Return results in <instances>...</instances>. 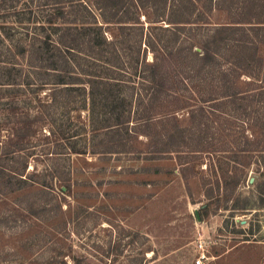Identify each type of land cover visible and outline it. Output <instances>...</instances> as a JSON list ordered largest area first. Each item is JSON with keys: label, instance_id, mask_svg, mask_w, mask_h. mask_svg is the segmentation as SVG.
Here are the masks:
<instances>
[{"label": "rangeland", "instance_id": "rangeland-1", "mask_svg": "<svg viewBox=\"0 0 264 264\" xmlns=\"http://www.w3.org/2000/svg\"><path fill=\"white\" fill-rule=\"evenodd\" d=\"M78 1L0 0V48L29 45L41 34L40 23L50 32L47 21L54 18L62 28L75 26L83 15ZM168 8L158 14L167 16ZM212 14L213 22L223 19ZM70 45L61 46L62 55L49 46L41 55L44 63L64 67L62 58H71L64 47L77 55L75 41ZM26 60L16 64L22 79L33 68ZM44 74L45 83H55ZM11 76L19 79L15 72ZM53 86L0 88L18 94L14 104L0 95V264H195L198 241L206 243L204 264H264V111L248 112L258 117L250 128L231 118L242 119L243 112L227 113L229 119L223 114L212 125L221 133L215 141L221 149L212 160L205 154L159 158L146 152L145 137L132 148L111 145L102 110H89L87 86L42 98ZM25 121L32 123L29 142L14 149L17 140L8 133L19 132ZM178 126L189 130V142L195 139L197 129L189 121ZM182 163L189 168L187 180ZM26 164L23 181L8 176ZM231 177L240 180L228 199ZM64 180L71 181L70 194L59 192Z\"/></svg>", "mask_w": 264, "mask_h": 264}, {"label": "trees", "instance_id": "trees-1", "mask_svg": "<svg viewBox=\"0 0 264 264\" xmlns=\"http://www.w3.org/2000/svg\"><path fill=\"white\" fill-rule=\"evenodd\" d=\"M88 1H78L83 15L75 26L62 28L54 18L47 21L50 32L44 33L45 23H40L41 34L28 41L29 45L20 46L17 42L4 50L0 48V65L4 66L0 67V79H6L0 81L5 82L0 83V88L35 84L40 91L54 85L42 96L45 99L58 90L72 91L75 84L85 85L89 88V110H102L103 132L111 139V145L130 146L138 137H145L146 152L159 158H197L205 154L212 160L221 149L215 144L221 133L212 125H217L223 114L229 119L231 115L227 113L243 112L242 119L231 118L250 128L258 117L248 112L264 111V0ZM238 1L240 5L232 6ZM167 4L168 15L162 17L158 11ZM213 11L223 17L220 22H213ZM74 41L75 59L72 48L64 47L71 56L62 58L64 67L57 61L44 63L41 55L49 46L62 55L61 46H72ZM21 59H27L33 67L24 79L20 75L22 67L16 65ZM14 72L19 79H12ZM43 73L55 83H45ZM5 91L0 95L11 98L9 104H14L17 91ZM181 112L183 115L177 117ZM183 121L197 129L193 141L188 140L189 130L178 126ZM31 126L30 121H25L19 132L17 128L9 131L7 137L17 140L14 149L21 148L16 147L21 142H29L26 140L31 135L26 130ZM241 138L248 142L243 131ZM191 144L197 150L190 151ZM67 149L75 153L71 147ZM186 164H180L185 180L189 171ZM1 169L0 166V179L4 176ZM27 169V164L21 171L11 169L8 176L23 181L26 177H21ZM231 178L225 187L228 199L240 180ZM70 188L71 181L64 180L59 192L70 194ZM207 197L211 198V193ZM205 208L204 205L202 210Z\"/></svg>", "mask_w": 264, "mask_h": 264}, {"label": "built area", "instance_id": "built-area-1", "mask_svg": "<svg viewBox=\"0 0 264 264\" xmlns=\"http://www.w3.org/2000/svg\"><path fill=\"white\" fill-rule=\"evenodd\" d=\"M206 243L204 241H198V256L195 260V264H204L207 259Z\"/></svg>", "mask_w": 264, "mask_h": 264}]
</instances>
